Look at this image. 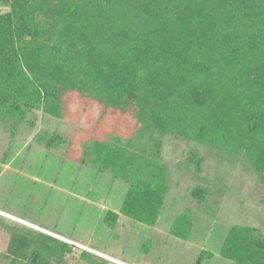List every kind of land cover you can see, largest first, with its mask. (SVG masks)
Masks as SVG:
<instances>
[{"label":"trees","instance_id":"1","mask_svg":"<svg viewBox=\"0 0 264 264\" xmlns=\"http://www.w3.org/2000/svg\"><path fill=\"white\" fill-rule=\"evenodd\" d=\"M73 93L100 106L103 117L118 112L138 125L127 143L117 135L85 141L76 165L55 159L74 188L80 178L98 184L106 174L125 185L119 209L103 211L97 224L95 207H77L74 230L90 224L96 233L113 231L121 215L156 225L169 192L166 137L240 159L264 183V0H0V127L15 137L21 126L34 127L37 111L61 119ZM44 140L48 152L35 164L49 172L53 148L69 150L72 141L58 134ZM198 149L184 152L189 169L201 171ZM193 193L205 203V187ZM195 222L191 212L178 215L172 234L191 239ZM40 226L66 235L59 226ZM222 238L227 261L264 264L256 228L234 225ZM74 249L0 217L3 264H63ZM81 256L108 264L87 251ZM212 258L203 250L195 264Z\"/></svg>","mask_w":264,"mask_h":264},{"label":"rangeland","instance_id":"2","mask_svg":"<svg viewBox=\"0 0 264 264\" xmlns=\"http://www.w3.org/2000/svg\"><path fill=\"white\" fill-rule=\"evenodd\" d=\"M101 111L97 104L73 93L66 96V114L61 119L37 111L32 116L34 127L21 126L15 137L6 126L0 127V206L8 210L6 213L0 210V217L75 246L63 264H92L81 256L82 251L102 257L108 264H195L203 250L213 254L206 264H233L219 253L228 228L250 226L264 238V183L257 173L240 159L217 156L216 151L193 143L186 147L184 142L168 137L164 138L162 154L168 167L169 192L156 225L148 226L121 215L113 231L96 233L94 228H89L90 224L79 225V230H74L70 219L77 207L87 213L88 208L95 207L98 215L92 217L97 224L103 211L119 209L125 189L111 174H106L98 184L80 178L74 188L64 184V170L55 161L76 165L82 145L90 139L107 140L112 135L121 137L125 143L134 139L138 125L132 117L113 111L103 117ZM54 134L68 138L72 145L69 150L53 148L48 159L49 172H44L42 166L38 170L37 155L48 152L44 137ZM37 135L43 138L41 143L35 140ZM184 148H199L205 158L201 171L189 169L188 151L185 153ZM7 155L10 159L5 162ZM197 187H205L203 204L193 193ZM186 212H191L196 222L194 234L185 241L174 236L171 229L177 216ZM41 223L59 226L66 235L52 234ZM69 235L80 241L69 239ZM144 244L150 245L147 252L142 250ZM3 263L6 261L0 257V264Z\"/></svg>","mask_w":264,"mask_h":264}]
</instances>
